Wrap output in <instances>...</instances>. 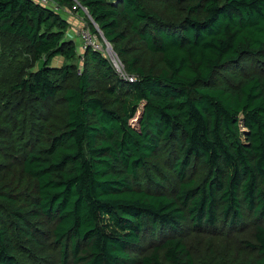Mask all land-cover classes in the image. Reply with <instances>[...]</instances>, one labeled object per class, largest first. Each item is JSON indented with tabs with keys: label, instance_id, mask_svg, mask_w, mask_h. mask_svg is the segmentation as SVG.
I'll return each mask as SVG.
<instances>
[{
	"label": "trees",
	"instance_id": "1",
	"mask_svg": "<svg viewBox=\"0 0 264 264\" xmlns=\"http://www.w3.org/2000/svg\"><path fill=\"white\" fill-rule=\"evenodd\" d=\"M53 1L134 80L59 13L0 0V130L23 176L0 171V264H264V0Z\"/></svg>",
	"mask_w": 264,
	"mask_h": 264
},
{
	"label": "rangeland",
	"instance_id": "2",
	"mask_svg": "<svg viewBox=\"0 0 264 264\" xmlns=\"http://www.w3.org/2000/svg\"><path fill=\"white\" fill-rule=\"evenodd\" d=\"M49 7L57 11V13H59L63 18L67 19L69 23V29L66 32L65 36L67 39L72 40L75 43L78 52L82 54L87 48H93L94 50L101 52V54H103V56L111 62L113 67V62L116 60L117 66L115 65L114 69L115 72L119 76H121L124 70L121 59H119L114 53L110 44L104 40L102 34L100 33L96 25H94L84 9H80V11L77 10L76 4L69 7L60 6L57 5L53 0L50 1ZM88 23H91L96 28L99 34L98 36L91 32ZM62 64L63 60L61 58H56L52 62L53 67H58ZM75 65L78 66L79 71L82 70L83 58L80 57L78 61L75 62ZM254 70L261 71V68L253 65V62L245 64L246 72L252 73L254 72ZM142 106L143 104L139 105L135 116L129 122L131 127L134 129L138 128V120L142 113ZM48 108L49 111L47 113L46 120L48 119L52 121L55 125H61L64 118V111L60 101L54 102L53 106L49 105ZM10 122L15 123L13 119H11ZM16 124L18 125L19 123ZM38 126L39 125H35V128H39ZM14 141L15 140L12 139L11 131L9 132L6 128H2L0 130V152H3V158H0V171H2L1 174L5 175L4 178L6 181L12 182H16L18 179L23 178L20 171V155L14 154V148L18 147L16 146L17 143H15ZM8 151H11L13 153L7 155L6 153H8ZM201 250H203L202 247L196 250V252H199ZM219 253L222 254L223 251L219 250Z\"/></svg>",
	"mask_w": 264,
	"mask_h": 264
},
{
	"label": "built area",
	"instance_id": "3",
	"mask_svg": "<svg viewBox=\"0 0 264 264\" xmlns=\"http://www.w3.org/2000/svg\"><path fill=\"white\" fill-rule=\"evenodd\" d=\"M33 1L36 2V3H38V4H41V5L45 6V7H47V8H49L50 10H52V11H54V12H57V11H55L54 9H52L51 7H49V5H50V1H51V0H33ZM84 10H85V9H84ZM113 63H114V67H115V65L117 66V64H116V60H115ZM120 77H122V78H124V79H127V80L130 81V82H132V81L134 80L133 77L126 76V74H125L124 72L121 74Z\"/></svg>",
	"mask_w": 264,
	"mask_h": 264
}]
</instances>
